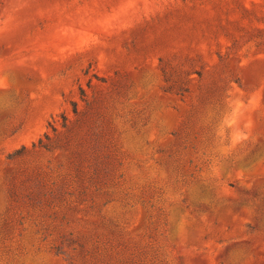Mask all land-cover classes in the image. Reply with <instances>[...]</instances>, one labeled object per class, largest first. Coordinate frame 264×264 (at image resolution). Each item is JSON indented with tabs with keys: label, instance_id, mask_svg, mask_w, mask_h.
I'll return each mask as SVG.
<instances>
[{
	"label": "rangeland",
	"instance_id": "obj_1",
	"mask_svg": "<svg viewBox=\"0 0 264 264\" xmlns=\"http://www.w3.org/2000/svg\"><path fill=\"white\" fill-rule=\"evenodd\" d=\"M0 264H264V0H2Z\"/></svg>",
	"mask_w": 264,
	"mask_h": 264
},
{
	"label": "trees",
	"instance_id": "obj_2",
	"mask_svg": "<svg viewBox=\"0 0 264 264\" xmlns=\"http://www.w3.org/2000/svg\"><path fill=\"white\" fill-rule=\"evenodd\" d=\"M2 3V0H0V4ZM17 153H19V151L18 152H16L15 154H17Z\"/></svg>",
	"mask_w": 264,
	"mask_h": 264
}]
</instances>
